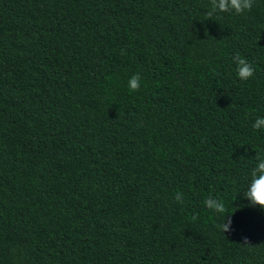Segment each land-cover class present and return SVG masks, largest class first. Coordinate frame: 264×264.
Segmentation results:
<instances>
[{"label":"trees","instance_id":"trees-1","mask_svg":"<svg viewBox=\"0 0 264 264\" xmlns=\"http://www.w3.org/2000/svg\"><path fill=\"white\" fill-rule=\"evenodd\" d=\"M210 7L0 0V264H264V0Z\"/></svg>","mask_w":264,"mask_h":264},{"label":"clouds","instance_id":"clouds-1","mask_svg":"<svg viewBox=\"0 0 264 264\" xmlns=\"http://www.w3.org/2000/svg\"><path fill=\"white\" fill-rule=\"evenodd\" d=\"M254 0H210L211 7L207 10V19H212L219 13H236L243 14L246 11H251ZM121 55H125V50H120ZM233 62L236 65L237 77L241 81H248L255 75V68L251 62L245 57L236 53L233 56ZM142 87V76L139 73H134L128 80V88L130 92H138ZM252 127L260 130L264 129V117H257ZM256 165L251 169L249 176L250 180L248 186L243 190V197L249 202L250 206H259L264 209V155L257 153ZM175 200L179 204L184 203V193L176 192ZM205 207L213 210L220 216H223V220L216 225L217 229L226 233L232 231V219L231 214L224 202L220 199L209 196L204 201ZM227 213V215H225ZM198 219V214L193 215L192 220ZM245 244H250L247 237H244Z\"/></svg>","mask_w":264,"mask_h":264}]
</instances>
